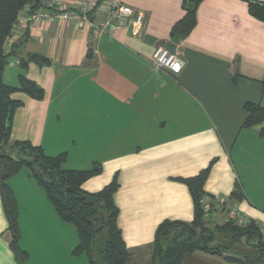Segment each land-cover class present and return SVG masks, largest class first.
<instances>
[{
  "label": "crops",
  "instance_id": "0c3cea01",
  "mask_svg": "<svg viewBox=\"0 0 264 264\" xmlns=\"http://www.w3.org/2000/svg\"><path fill=\"white\" fill-rule=\"evenodd\" d=\"M79 1L62 0L69 7ZM121 1L145 14L148 25L140 39L118 31L91 41L88 27L28 26L19 17L3 82L19 87L24 76L42 88L44 97L12 95L22 105L14 114L11 141L47 147L59 142L52 127L70 125L61 144L80 158L68 157L69 169L101 168L83 188L97 193L118 176L114 202L130 253L127 264L135 256L153 263L163 222L193 221V199L180 179L199 175L211 163L205 202L222 199L264 226V123L243 127L245 104L264 106V20L251 13L252 5L264 8V0H202L197 24L184 39L172 38L171 32L185 17L188 0ZM94 14L97 23L104 22L102 4ZM158 46L182 56L186 66L180 74L153 66ZM30 55H41L48 64L22 69L20 62ZM107 170L110 179L102 180ZM9 186L19 209V248L27 256L20 259L12 248L0 195V264H89L86 254L74 253L77 229L60 218L29 169L12 177ZM237 186L241 200L233 197ZM215 209L211 222H225L227 213L221 206ZM183 262L240 264L204 251L187 254Z\"/></svg>",
  "mask_w": 264,
  "mask_h": 264
},
{
  "label": "trees",
  "instance_id": "16d2710c",
  "mask_svg": "<svg viewBox=\"0 0 264 264\" xmlns=\"http://www.w3.org/2000/svg\"><path fill=\"white\" fill-rule=\"evenodd\" d=\"M44 1L0 0V195L12 236V248L20 259L27 256L19 248L21 237L19 209L14 192L9 186V180L23 168H27L32 177L44 189L60 218L77 229L79 245L75 254H86L89 264H127L130 253L118 225L119 209L114 202L115 194L120 188L118 176L116 175L112 182L101 191L89 194L84 192L83 185L98 176L101 173V168L95 166L94 169L89 170H64L63 165L67 161L65 153L49 156L41 146H36L30 141H11L14 114L17 108L22 105L21 102L14 101L12 95L22 92L33 99L40 100L44 97V91L35 82L24 76L19 78V87L6 85L3 82L5 68L14 54L13 52L7 53L8 43L15 33L18 19L25 7L30 5L31 14H34L42 8ZM60 1L63 3L62 0ZM201 1L185 3L186 15L172 28V38L184 39L195 28L197 24L196 9ZM102 2L103 0L99 1L98 7ZM251 13L256 18L264 20V8L252 5ZM35 25L28 24V26ZM30 63L43 66L48 64V60L41 55H30L27 59H23L20 65L22 69H25ZM244 109L247 115L244 128L263 125V105L247 103ZM260 136L264 139V127L261 128ZM211 167L212 163L199 175L180 179L190 190L194 204V218L191 223L165 221L159 225L155 236V255L152 264L158 262L159 264H184L185 256L195 251L225 256L224 253L227 250L223 252L219 247L211 248L204 237L206 233L213 234L207 227H209V222L212 223L210 211H216L214 198L205 202L204 186ZM239 192L241 196L238 194ZM238 196L242 198L243 194L240 187L237 186L233 197L237 198ZM256 224H258L256 221H252L251 225L245 226L248 228H241L244 226L239 225L237 219L228 218L224 228L234 230L237 236L247 234L257 237L259 242L264 245V236ZM174 228L182 229L183 234L171 237ZM198 230H200V237L196 240L198 235L196 231ZM262 245L257 247L261 256L253 264H264V247ZM226 258L231 262L243 264L229 257Z\"/></svg>",
  "mask_w": 264,
  "mask_h": 264
},
{
  "label": "built area",
  "instance_id": "2783aa9c",
  "mask_svg": "<svg viewBox=\"0 0 264 264\" xmlns=\"http://www.w3.org/2000/svg\"><path fill=\"white\" fill-rule=\"evenodd\" d=\"M99 1L80 0L78 5L68 7L66 4L61 3L60 0H45L42 3V8L34 14H31V6H26L21 14L20 21L26 25L54 24L58 22L88 27L91 31L89 35L91 41L104 35L113 36L118 31H125L134 39L142 37L148 25L144 13L124 4L121 0H103L102 5L106 16L103 23H97L94 11L97 10ZM151 62L155 68L164 70L172 75L180 74L186 66V62L180 54L171 51L165 46H158L154 50ZM214 204L215 207L221 206L229 218L237 219L239 225H251L253 220L241 214L237 206L227 205L222 199L218 198L215 199ZM211 213H214V211H210L209 215ZM256 225L264 236V226L259 223Z\"/></svg>",
  "mask_w": 264,
  "mask_h": 264
},
{
  "label": "rangeland",
  "instance_id": "374dc122",
  "mask_svg": "<svg viewBox=\"0 0 264 264\" xmlns=\"http://www.w3.org/2000/svg\"><path fill=\"white\" fill-rule=\"evenodd\" d=\"M63 126H64V128L61 129V130H58V128H53V127L51 128L52 132H54V135L59 140V142H57V143H51L50 142V145L49 146H47V147H43L42 146L43 147V150L46 153V155H49V156H57L59 154H63L60 151L62 149H65L64 152H66V150H69V151H71V155L68 156V154L65 153L67 155V158L70 157V159L77 160V159L80 158V155H78L75 152L76 150H74L72 148L63 147V145L61 144V142H62L61 141L62 134L69 132L68 130L70 129V125H68V124H65ZM71 135H75L76 136L77 135V132L74 131V132L71 133ZM70 142H71V140L69 139L64 144L66 146H69ZM51 150H53L54 152L50 153ZM84 157L85 156H82V158H84ZM70 162L72 164L76 165L74 163V161H70ZM76 166H80V165H76ZM63 169L64 170H72V169H69L67 163L63 165ZM83 169H81V170H83ZM75 170H77V169H75ZM23 172L24 173H21L22 176H24L25 175V172H27V171L25 170ZM104 174L105 175L102 177V180H105L106 177L109 180L110 179L109 177L111 175V173L109 172V170L105 171ZM112 180L109 181L108 184H110L112 182ZM99 181L96 183V186L99 184ZM90 182H89V184H90L89 186H92V185L95 184L96 181L93 180V181H90ZM105 183H107V182H105ZM107 185H105V186H107ZM83 190H84V192L89 193V194H93L94 193V192H91V191H93V189L90 188V187H84ZM238 194L240 195V192ZM236 199L241 200V198H239V196ZM228 218L229 217L226 218L225 222H216V223H210L209 222V225H208L209 227H207V228L209 230H211L213 232V234L208 235L206 233L204 235L205 240L209 242V246L211 248H218L219 247V248H221L223 250V252H224V250L225 251L227 250L224 253V255L226 257H229L230 259H233V260H237V261H239V262H241L243 264L244 263H246V264H253L261 256V252H260V250L257 247L258 246H261L262 243L259 242V239L257 237H252V235L245 234V235H239V236H237L236 235L237 233H234V230L233 231L230 230V229L227 230L228 228L225 229L224 227H225L226 222L228 221ZM170 221H173V220H170ZM70 227L71 228H74L72 226H70ZM241 228H248V227H245L244 226V227H241ZM196 232H197L198 235L196 236L195 239L198 240L199 237H200L199 236L200 230H198ZM182 234H183V230L182 229L174 228L173 231H172V233H171V237H173V236H180ZM262 246L264 247V245H262ZM85 258L87 259V257H85ZM132 264H152V261H147L143 257H137V256H135L134 259L132 260ZM155 264H159V262L158 263H155Z\"/></svg>",
  "mask_w": 264,
  "mask_h": 264
}]
</instances>
